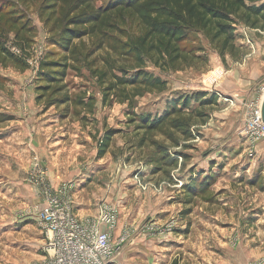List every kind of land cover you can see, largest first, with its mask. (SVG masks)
I'll use <instances>...</instances> for the list:
<instances>
[{"label":"rangeland","instance_id":"1","mask_svg":"<svg viewBox=\"0 0 264 264\" xmlns=\"http://www.w3.org/2000/svg\"><path fill=\"white\" fill-rule=\"evenodd\" d=\"M0 4L35 27L26 52L14 44V33L4 37L6 46L21 50L23 67L0 64V264H35L45 255V233L25 213L40 201L31 171L35 157L46 182L74 185L77 214H91L100 200L118 203L117 237L126 229L129 238L116 264H264V140L252 144L243 133L244 104L264 84V31L233 26L236 50L224 62L204 34L191 30L182 45L204 59L178 71L147 61L142 69L166 86L140 88L121 102L105 96L95 74L116 61L107 47L92 52L97 37L79 42L80 62H71L64 81L41 90L47 86L39 80L42 62L61 51L51 44L41 4ZM199 92L218 100L202 106L192 99L176 118L189 124L192 138L171 124L155 132L137 128L143 117L160 119L171 101ZM111 129L119 132L100 157ZM159 149L177 157L179 166L155 171ZM193 188L200 193L191 195Z\"/></svg>","mask_w":264,"mask_h":264},{"label":"trees","instance_id":"2","mask_svg":"<svg viewBox=\"0 0 264 264\" xmlns=\"http://www.w3.org/2000/svg\"><path fill=\"white\" fill-rule=\"evenodd\" d=\"M34 1L40 2L41 15L50 26L51 44L61 50V53L50 52L42 62L39 80L47 86L42 85L40 89L49 92L53 84L64 81L71 62H80L79 42L85 37H97L92 52L107 47L116 61H107L109 67L95 74L99 75L105 96L116 97L121 102L131 101L140 88L162 90L166 86L163 80L142 69L147 61L164 70L178 71L204 59L182 45L191 30L204 34L224 62L226 55L236 50L233 26L244 23L264 31V0H106L100 5H96L97 0ZM34 32V25L21 12L8 4H0V64L23 67L25 57L13 54L4 37L14 33V44L26 52L33 42L29 36ZM207 96V92H199L175 99L164 117L155 121L143 117L142 125L137 128L155 132L171 124L185 138H192L191 131L185 127L189 124L178 123L176 118L184 114L192 99L200 100L202 106L217 103L216 94ZM90 104L92 107L93 103ZM197 115L206 121L203 112L198 111ZM136 120L133 118V123ZM118 132L111 129L106 133L99 147L100 157L107 153ZM144 141L145 137L140 139L138 146ZM166 152L167 149H159L158 158L152 159L155 171L165 169L169 172L179 166V159L165 156ZM188 191L191 195L200 193L194 188ZM169 264H179V261L175 259Z\"/></svg>","mask_w":264,"mask_h":264},{"label":"built area","instance_id":"3","mask_svg":"<svg viewBox=\"0 0 264 264\" xmlns=\"http://www.w3.org/2000/svg\"><path fill=\"white\" fill-rule=\"evenodd\" d=\"M11 52L21 56L12 46ZM30 64L36 62L29 58ZM264 84L244 104L243 133L252 144L264 140L262 103ZM32 179L39 187L40 201L31 206L28 214L36 216L45 233L44 258L35 264H116L122 252L128 230L117 237L120 208L115 201L100 200L96 216L81 217L75 209L74 185H53L45 181L38 157L33 159Z\"/></svg>","mask_w":264,"mask_h":264},{"label":"crops","instance_id":"4","mask_svg":"<svg viewBox=\"0 0 264 264\" xmlns=\"http://www.w3.org/2000/svg\"><path fill=\"white\" fill-rule=\"evenodd\" d=\"M249 96L251 95V94H248ZM246 99V98H245ZM83 175H84V177L83 178H87V173L86 174H84L83 173ZM75 209H76V212H77V209H78V203H77V199H75ZM31 206H32V203L31 204H28L27 205V207H26V209H25V213H26V215L30 218H34L37 222H38V219H37V217L36 216H32V215H30V214H28L27 212L29 211V209L31 208ZM97 212H98V202H97V206H96V208H95V211L94 212H91V214H87V215H84V214H78L79 216H81V217H90V216H96L97 215ZM118 233V232H117Z\"/></svg>","mask_w":264,"mask_h":264},{"label":"water","instance_id":"5","mask_svg":"<svg viewBox=\"0 0 264 264\" xmlns=\"http://www.w3.org/2000/svg\"><path fill=\"white\" fill-rule=\"evenodd\" d=\"M262 118L264 122V98H263V103H262Z\"/></svg>","mask_w":264,"mask_h":264}]
</instances>
